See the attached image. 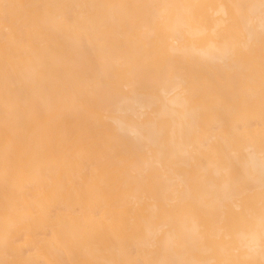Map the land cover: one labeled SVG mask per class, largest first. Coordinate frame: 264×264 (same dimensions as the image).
<instances>
[{
  "label": "bare ground",
  "instance_id": "1",
  "mask_svg": "<svg viewBox=\"0 0 264 264\" xmlns=\"http://www.w3.org/2000/svg\"><path fill=\"white\" fill-rule=\"evenodd\" d=\"M139 262L264 264V0H0V264Z\"/></svg>",
  "mask_w": 264,
  "mask_h": 264
},
{
  "label": "rangeland",
  "instance_id": "2",
  "mask_svg": "<svg viewBox=\"0 0 264 264\" xmlns=\"http://www.w3.org/2000/svg\"><path fill=\"white\" fill-rule=\"evenodd\" d=\"M137 263H138V262H137ZM137 263H136V264H137ZM140 263H141V262H139V264H140ZM141 264H143V263H141ZM144 264H145V263H144Z\"/></svg>",
  "mask_w": 264,
  "mask_h": 264
}]
</instances>
